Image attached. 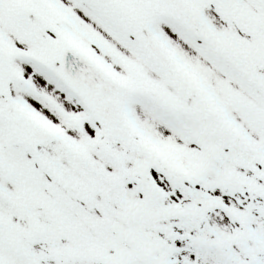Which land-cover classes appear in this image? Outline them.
I'll return each mask as SVG.
<instances>
[{
	"label": "snow or ice",
	"instance_id": "6c2138e0",
	"mask_svg": "<svg viewBox=\"0 0 264 264\" xmlns=\"http://www.w3.org/2000/svg\"><path fill=\"white\" fill-rule=\"evenodd\" d=\"M0 264H264V0H0Z\"/></svg>",
	"mask_w": 264,
	"mask_h": 264
}]
</instances>
